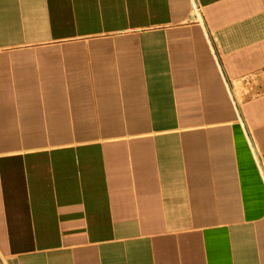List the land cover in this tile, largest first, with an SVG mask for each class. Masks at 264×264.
<instances>
[{"label": "crops", "instance_id": "crops-1", "mask_svg": "<svg viewBox=\"0 0 264 264\" xmlns=\"http://www.w3.org/2000/svg\"><path fill=\"white\" fill-rule=\"evenodd\" d=\"M0 259L264 264V0H0Z\"/></svg>", "mask_w": 264, "mask_h": 264}, {"label": "built area", "instance_id": "built-area-1", "mask_svg": "<svg viewBox=\"0 0 264 264\" xmlns=\"http://www.w3.org/2000/svg\"><path fill=\"white\" fill-rule=\"evenodd\" d=\"M194 5H195V6H194V7H195V9H196V10H198V7H197V5H196V4H194Z\"/></svg>", "mask_w": 264, "mask_h": 264}, {"label": "rangeland", "instance_id": "rangeland-1", "mask_svg": "<svg viewBox=\"0 0 264 264\" xmlns=\"http://www.w3.org/2000/svg\"><path fill=\"white\" fill-rule=\"evenodd\" d=\"M0 264H3L1 259H0Z\"/></svg>", "mask_w": 264, "mask_h": 264}]
</instances>
